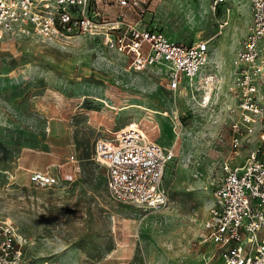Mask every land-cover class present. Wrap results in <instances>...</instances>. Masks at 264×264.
Instances as JSON below:
<instances>
[{
	"label": "rangeland",
	"instance_id": "rangeland-1",
	"mask_svg": "<svg viewBox=\"0 0 264 264\" xmlns=\"http://www.w3.org/2000/svg\"><path fill=\"white\" fill-rule=\"evenodd\" d=\"M149 2L146 19L171 38L209 39L218 78L210 107L168 90L159 66L128 70L101 35L0 37V220L33 263L217 264L204 220L231 148L225 87L251 23L249 0ZM130 123L174 150L159 208L112 199L94 159L97 139ZM47 168L58 182L34 185L31 170Z\"/></svg>",
	"mask_w": 264,
	"mask_h": 264
},
{
	"label": "built area",
	"instance_id": "built-area-1",
	"mask_svg": "<svg viewBox=\"0 0 264 264\" xmlns=\"http://www.w3.org/2000/svg\"><path fill=\"white\" fill-rule=\"evenodd\" d=\"M224 1L214 0V6ZM104 4L115 7V13L109 15ZM149 4V0H0V37L16 32L45 39L101 35L103 44L126 56L128 70L159 66L157 74L168 90L189 96L197 108L210 107L218 78L209 70V39L186 43L171 38L146 19ZM249 4L251 23L225 87L231 148L221 163L204 220V238L215 245L218 264H264V0ZM226 24L227 20L219 26ZM93 156L104 168L112 199L146 208L166 202L163 179L174 150L137 123L97 139ZM75 160L74 154L68 157L69 162ZM30 181L45 187L56 184L58 177L49 168L33 169ZM0 264H37L27 259L19 233L4 220Z\"/></svg>",
	"mask_w": 264,
	"mask_h": 264
},
{
	"label": "bare ground",
	"instance_id": "bare-ground-1",
	"mask_svg": "<svg viewBox=\"0 0 264 264\" xmlns=\"http://www.w3.org/2000/svg\"><path fill=\"white\" fill-rule=\"evenodd\" d=\"M132 126H136V124L134 125V124L132 123Z\"/></svg>",
	"mask_w": 264,
	"mask_h": 264
},
{
	"label": "crops",
	"instance_id": "crops-1",
	"mask_svg": "<svg viewBox=\"0 0 264 264\" xmlns=\"http://www.w3.org/2000/svg\"><path fill=\"white\" fill-rule=\"evenodd\" d=\"M218 264V263H217Z\"/></svg>",
	"mask_w": 264,
	"mask_h": 264
}]
</instances>
